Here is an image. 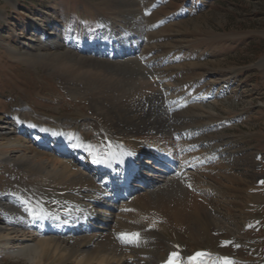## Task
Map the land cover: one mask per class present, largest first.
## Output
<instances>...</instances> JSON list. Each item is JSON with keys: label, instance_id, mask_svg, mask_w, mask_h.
<instances>
[{"label": "rangeland", "instance_id": "374dc122", "mask_svg": "<svg viewBox=\"0 0 264 264\" xmlns=\"http://www.w3.org/2000/svg\"><path fill=\"white\" fill-rule=\"evenodd\" d=\"M88 39L80 55L101 62L108 74L143 77L153 92L122 107L115 119L104 113L120 137L135 140L121 127L162 115L152 126L163 124L165 134L183 131L184 141L198 144L194 151L218 159L221 179L212 178L219 187L209 199L222 206L232 232L208 228L205 238L193 239L176 229L169 237L189 252L210 247L234 255L236 264H264V188L251 191L264 175V0H0V122L20 108L40 122L89 123L82 116H93L94 103L81 93L71 95L73 83L65 85L53 67L25 60L74 52ZM109 40L115 49L125 42L139 50L132 58L110 57ZM129 61L138 63L129 67ZM118 120L119 127L112 125ZM10 140L54 157L51 148L37 145L35 134L20 128L0 132V146ZM10 187L8 168L0 163V192ZM256 217L259 227L245 226ZM236 235L247 245L233 241ZM0 264L31 263L3 255Z\"/></svg>", "mask_w": 264, "mask_h": 264}, {"label": "bare ground", "instance_id": "6f19581e", "mask_svg": "<svg viewBox=\"0 0 264 264\" xmlns=\"http://www.w3.org/2000/svg\"><path fill=\"white\" fill-rule=\"evenodd\" d=\"M113 42L110 57H131L139 50L138 45L124 42L121 50L112 53ZM47 44L60 46L58 42ZM89 45L76 44L74 52L70 48L60 54L25 57L30 65L53 67L65 85L73 83L71 95L83 94L94 103L95 112L82 116V121L89 123L76 128L67 119L60 124L38 122L20 108L0 122V132L10 134L22 128L44 135L45 143L51 139L55 144L54 157L25 148L21 140L0 146V163L8 168L11 179L7 192H0V256L24 258L31 264H159L163 259L159 243L167 251L172 249L170 231L185 230L193 239L205 238L208 228L212 233L232 232L222 206L209 199L218 186L213 179L220 182L222 174L216 169L217 157L194 151L198 144L184 141L183 131L165 134L163 124L152 126L162 115L126 123L121 128L135 140L125 139L124 134L120 137L122 133L114 130L104 113L115 119L113 114L122 107L153 92L143 77L132 72L125 77L108 74L101 62L80 55ZM137 63L127 62L129 67ZM118 121L112 125L119 127ZM156 146L172 153L174 163L167 165L155 154ZM115 151L119 155L111 159L113 165L134 152L144 162L153 160L154 165L144 167L148 175L136 176L134 187H127L119 172L98 173L97 159ZM263 188L264 183H256L251 191L260 193ZM65 210L71 215L64 216ZM36 213L40 216L35 218ZM134 232L139 233L136 243L119 238L120 233ZM209 253L207 264H224L225 257L234 259L221 251Z\"/></svg>", "mask_w": 264, "mask_h": 264}, {"label": "snow or ice", "instance_id": "6c2138e0", "mask_svg": "<svg viewBox=\"0 0 264 264\" xmlns=\"http://www.w3.org/2000/svg\"><path fill=\"white\" fill-rule=\"evenodd\" d=\"M91 148V145H89ZM111 147V145H109ZM107 158L103 159H97V163H104L107 164L110 162V159H115L117 157V153L115 152H108L105 153ZM127 155H133V153H127ZM261 183H264V181H261ZM35 215V213H34ZM119 238L124 241L125 243H136L139 240V233H120ZM228 243V242H225ZM210 253L207 252H197L194 256L189 257L188 259L190 261H193L194 264H207L206 260H204V257L210 256ZM224 264H235L234 261L228 259L227 257L223 258ZM165 264H182V260L179 257L178 253H171L170 258L168 261L165 262Z\"/></svg>", "mask_w": 264, "mask_h": 264}]
</instances>
